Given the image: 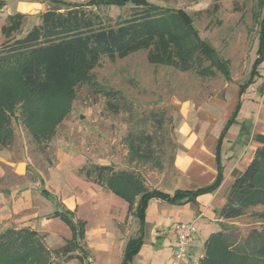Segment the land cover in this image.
Returning a JSON list of instances; mask_svg holds the SVG:
<instances>
[{
  "label": "rangeland",
  "instance_id": "rangeland-1",
  "mask_svg": "<svg viewBox=\"0 0 264 264\" xmlns=\"http://www.w3.org/2000/svg\"><path fill=\"white\" fill-rule=\"evenodd\" d=\"M1 1L5 6L0 9V27L9 14L26 15L21 35L38 24L40 14L53 5L52 0ZM58 1L62 3L56 6L85 5L110 25L138 11L127 0L122 5L107 3L115 0ZM145 1L190 18L200 38L212 46L220 60L228 62L231 80L226 82L218 72L214 77L204 78L193 70L181 73L170 67L150 65L145 51L112 60L99 48L98 65L78 76L69 89L50 97L33 98L26 94L16 75L23 55L1 60L0 68L8 76L0 79V232L19 229V215L11 209L22 198L20 193L25 188L31 190L29 199L36 204L42 198L40 191H46L47 201L43 199L41 207L46 206L47 211L52 204L56 206L59 187L76 188L85 181L78 173L80 168L109 163L115 171L141 178L147 190H171L185 184L171 165L179 149L178 126L188 122L204 132L220 120L211 130L213 137L222 128L234 106L238 85L247 78L255 59L259 35L255 16L260 9L264 12V7L259 8V0ZM179 30H174L177 36L184 34ZM194 44L195 40H191L181 48L193 49ZM192 53L196 54L194 50ZM257 71L260 77L246 88L237 123L230 129L228 139L235 137L241 126L248 125L244 119L253 118L258 123L260 118L259 123L264 125L263 112L255 102L263 96L260 86L264 84V59L257 65ZM111 93L118 94L116 101H111L118 105L116 113L107 107V96ZM198 109L209 116L198 113ZM256 134L253 126L245 128L243 139L248 140V146L254 145ZM138 142L141 152L149 151L151 156L147 160L134 152ZM231 151L232 148L229 155ZM263 211V207H248L242 217L222 223L234 225L236 234L243 239L250 230L259 228ZM27 213L25 210L22 215ZM135 227L138 224L133 218L132 229ZM220 229L219 224H214L215 232ZM165 232L168 241L173 242L170 228ZM145 240L149 242L148 238ZM55 250L49 249L53 264L65 263L64 256H57Z\"/></svg>",
  "mask_w": 264,
  "mask_h": 264
},
{
  "label": "trees",
  "instance_id": "trees-1",
  "mask_svg": "<svg viewBox=\"0 0 264 264\" xmlns=\"http://www.w3.org/2000/svg\"><path fill=\"white\" fill-rule=\"evenodd\" d=\"M127 1L138 7V11L114 25L105 24L100 15L85 5L62 7L56 6L62 2L52 0L53 5L40 14L38 24L21 35L26 15L19 12L9 14L0 27L3 38L0 61L16 54L23 55L16 75L26 94L33 98H46L69 89L78 76L91 72L98 65L96 50L99 48L104 49L112 60L145 51L150 65L170 67L181 73L193 70L204 78L214 77L218 72L226 82L231 80L228 62L220 60L212 46L200 38L190 18L145 0ZM123 2L125 0L107 3L122 5ZM258 3L259 8L264 7V0ZM4 6L5 3L0 0V9ZM258 13L255 16L259 34L255 59L247 78L238 86L237 103L219 134L215 148L217 174L211 184L193 191L177 189L170 195L160 189L147 190L141 178L133 173L115 171L111 166L94 165L78 170L86 181L102 185L125 200L129 212L138 218L141 233L126 244L121 264H129L143 243L144 212L150 199L172 205L195 203L198 196L213 193L220 186L223 179L220 161L222 142L229 127L235 123L246 88L260 77L257 65L264 59V12L260 9ZM180 28L184 34L177 36L174 30L180 31ZM191 40H195L193 49L181 48ZM204 62H208V66H204ZM0 73V79L8 76L2 67ZM260 87L263 93L264 84ZM117 96L116 93L107 96V107L113 113L118 112V105L111 101H116ZM144 139L150 141L149 137ZM253 140L259 146L243 171L232 172L233 181L224 192L225 204L215 211L219 220L238 219L248 207L264 208V135L256 134ZM139 144H136L134 152L147 160L151 155L148 150V153L141 152ZM40 192L48 196L45 190ZM260 216L259 228L250 230L243 239L236 234L234 225L221 223L222 229L206 240L199 264H264V211ZM52 217L65 222L72 233V238L54 254L64 256L65 261L86 259L83 223L74 221L73 214L68 210L56 211ZM0 264H53V260L37 232L28 228H7L0 232Z\"/></svg>",
  "mask_w": 264,
  "mask_h": 264
},
{
  "label": "crops",
  "instance_id": "crops-1",
  "mask_svg": "<svg viewBox=\"0 0 264 264\" xmlns=\"http://www.w3.org/2000/svg\"><path fill=\"white\" fill-rule=\"evenodd\" d=\"M260 95L263 96L255 102L258 104L257 109L260 108V112H263L264 118V92ZM237 99L238 88L234 106L228 117L223 120V126L230 117ZM200 110H197L198 113L205 111L200 112ZM203 114L207 115L208 112ZM238 114L221 145L220 161L223 179L220 186L213 193L198 196L195 203L172 205L159 199H150L144 212L143 243L129 264H176L173 257L176 248L173 225L176 222H194L196 226V232L188 249L189 257L178 264H189L203 257L204 244L208 237L215 233L214 224L220 225L223 222L217 219L215 211L225 204L223 192L233 181L232 172L234 170L243 171L259 146L254 140V145H247L248 140L243 139L245 128L253 126L257 134L264 135V125L259 123L260 118L258 123L251 118L244 119V123L248 125L241 126L238 134L228 139L230 129L237 123ZM219 121L217 120L213 126ZM213 126H209V131L204 132L195 129L188 122H183L178 126L176 138L179 149L173 157V169L181 182L184 181L185 184L181 183L171 190L161 189L162 192L171 195L177 189L193 191L214 181L217 174L215 148L223 126L214 137L211 131ZM231 148L232 151L229 152L231 155H229L228 150ZM101 166H110V164H101ZM58 189L60 190L59 200L56 203L58 206L52 204L49 206L50 209L45 211L46 206L44 208L41 206L46 197L41 195V200H38L36 204L29 199L31 190L25 188L24 192L20 193L22 198L18 200V203L13 204L11 209L19 215L18 227L37 232L47 249H58L72 238V233L65 222L58 217H52V214L56 211L68 210L73 214L74 221H81L84 225L83 249L87 252V256L92 258L95 264H121L126 244L141 233L138 218L134 213L129 212L128 203L104 186L86 180H82L76 188L72 185H65ZM74 190L78 192L75 194ZM54 202H56L55 199ZM32 203H35V207ZM25 210L29 213L22 215ZM133 218L138 224V227L134 229H132ZM166 228H170L173 242L168 241ZM146 238L149 242L145 240ZM85 260L79 261L74 258L63 264H86Z\"/></svg>",
  "mask_w": 264,
  "mask_h": 264
},
{
  "label": "built area",
  "instance_id": "built-area-1",
  "mask_svg": "<svg viewBox=\"0 0 264 264\" xmlns=\"http://www.w3.org/2000/svg\"><path fill=\"white\" fill-rule=\"evenodd\" d=\"M196 232V226L194 222H176L173 225V233L176 241V248L174 251V262L176 264L188 259V249L191 243V239ZM86 264H95L92 258H86ZM189 264H199V261L194 260Z\"/></svg>",
  "mask_w": 264,
  "mask_h": 264
}]
</instances>
